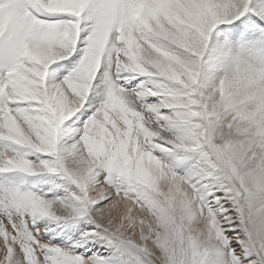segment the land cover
<instances>
[{"label":"snow or ice","instance_id":"6c2138e0","mask_svg":"<svg viewBox=\"0 0 264 264\" xmlns=\"http://www.w3.org/2000/svg\"><path fill=\"white\" fill-rule=\"evenodd\" d=\"M0 264H264V0H0Z\"/></svg>","mask_w":264,"mask_h":264}]
</instances>
